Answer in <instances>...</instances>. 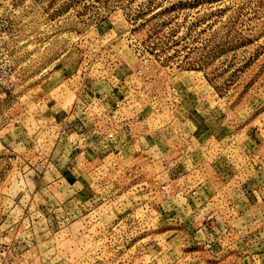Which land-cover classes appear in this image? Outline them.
Instances as JSON below:
<instances>
[{
  "label": "rangeland",
  "instance_id": "1",
  "mask_svg": "<svg viewBox=\"0 0 264 264\" xmlns=\"http://www.w3.org/2000/svg\"><path fill=\"white\" fill-rule=\"evenodd\" d=\"M6 54L0 264H264V0H0ZM83 84L143 89L172 125L152 119L125 156L74 149ZM176 132L203 150L177 160L198 169L184 208L149 168L185 149Z\"/></svg>",
  "mask_w": 264,
  "mask_h": 264
},
{
  "label": "built area",
  "instance_id": "2",
  "mask_svg": "<svg viewBox=\"0 0 264 264\" xmlns=\"http://www.w3.org/2000/svg\"><path fill=\"white\" fill-rule=\"evenodd\" d=\"M16 77V72H13L11 56L6 54L4 61L1 62L0 60V104L7 94L14 92L16 89ZM115 89H119V87L90 88L83 84L77 90V94L69 108L70 116L75 114L76 118L74 120L77 119L82 124H84L83 121L90 120V126L89 128L86 127L85 130H80L79 127L73 128L67 137V142L72 148L82 149L86 146L87 150L90 149L95 154L103 153L106 158L109 156H122L123 152L130 146L132 138L139 141L143 137L151 142L152 136L148 133L151 130L149 122H152V119L157 120L159 123L158 128L165 127L166 129L167 125H172L171 120L160 123L158 116L160 114L165 115L166 112L157 107L154 95L151 96L150 104H146L147 102L142 98L143 89L140 90L142 91L141 94H135V98H132L134 95L126 89L121 99L114 96ZM175 92V88L168 89V96L169 98L172 97L171 101L174 102L176 100ZM134 129H138L137 135L133 134ZM176 134V141L183 143V146L180 147H185V149H180L179 152L172 149L162 151L153 146V151L157 153L156 162L159 163L161 169L158 175H163L165 178L160 183V191L171 199L175 198L181 200L182 203L184 202L182 207L184 208L189 207V204L192 206L193 201L198 199L202 201L198 189L194 188L195 186L193 187L194 176H196L194 171H198V169L191 171L180 167L183 163L177 160L179 156L183 155V152L189 154L188 158L194 155V159L196 152H201V155H203V150L201 147H192L189 140H186L180 133ZM80 152L83 153L84 150ZM199 165V163H196L194 166L196 168ZM185 172L186 174H184ZM173 176L174 178H172ZM176 179L179 180L180 184L174 186L175 190L177 189L175 191L173 182ZM207 203V201L203 202L204 205Z\"/></svg>",
  "mask_w": 264,
  "mask_h": 264
},
{
  "label": "crops",
  "instance_id": "3",
  "mask_svg": "<svg viewBox=\"0 0 264 264\" xmlns=\"http://www.w3.org/2000/svg\"><path fill=\"white\" fill-rule=\"evenodd\" d=\"M125 154V151L123 152ZM123 154V155H124ZM125 156V155H124ZM149 157L151 158L150 159V163H149V168L153 169L151 170V173L155 174V172H157L158 170H155L154 167H159V163L156 162V159H157V153L155 151H152L150 154H149ZM161 170V169H160ZM159 170V171H160ZM158 171V172H159ZM58 176H61V179H58L57 181L59 182H62L65 178H66V172L63 173V170L60 171L59 173V170L57 172ZM51 185L47 186V188H50Z\"/></svg>",
  "mask_w": 264,
  "mask_h": 264
}]
</instances>
